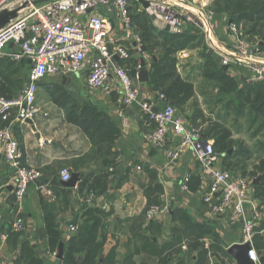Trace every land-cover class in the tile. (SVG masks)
Returning <instances> with one entry per match:
<instances>
[{
    "label": "crops",
    "instance_id": "1",
    "mask_svg": "<svg viewBox=\"0 0 264 264\" xmlns=\"http://www.w3.org/2000/svg\"><path fill=\"white\" fill-rule=\"evenodd\" d=\"M200 3H206L207 11L212 13L210 0H200ZM96 11L105 12L102 9ZM212 14L219 47L228 51L234 40L225 26V15ZM114 26L118 43L131 54L129 60H119L118 63L130 72L141 100L153 104L156 110L164 108L167 100H160L150 86L154 62L158 58L134 49L137 44L143 47L135 23H132V38L125 34L116 18ZM153 27L158 33L166 31L154 23ZM15 51V46H7V54L0 56L3 66L9 71L4 74L10 76V81H23L21 87H9L11 82L8 84L14 93V100L24 94L31 74V65L27 60L16 62L8 56ZM186 51L177 56L178 68H181L182 62L188 61L186 77H182L193 82V72L199 71L194 67L200 54L191 57L193 50ZM217 52L212 54L213 59L220 67H226ZM97 57V54H91L89 61ZM142 60L145 67L138 70ZM227 69L228 74L238 81H241L243 73L246 79L252 78L251 73L240 65H231L230 70ZM88 74L89 65H86L81 72L71 76L79 92L67 90L56 81V76L48 75L38 87L35 104L38 113L32 118L34 126L20 118L16 108L7 115L0 114V131L10 129L23 154V166L39 174L37 181L30 183L27 195L19 206L15 196V172L7 164L0 147V250L6 263H20L22 246L27 240L44 264H62L65 247L71 242L76 245L82 243L79 238H83L84 214L100 210L108 214L103 227L107 242L100 264L110 252L114 255L107 263L111 264H124L129 259L133 264H198L199 250L191 246L196 230L206 232L199 241L202 248L209 252V260L205 264H241L231 250L234 246H246L243 226L216 214V200L211 204L205 203L209 184L194 152L186 150L173 160L178 146V139L173 135H169L163 146L152 145L149 137L156 132V124L139 107L124 104L119 89L106 93L91 88L87 82ZM199 98L196 101L201 104ZM193 104L190 103L182 114L189 126L197 130L191 122ZM201 107L208 110L207 106L201 104ZM83 109L97 113L92 127H99V133L91 130L88 134L80 126L83 119L76 123L73 121L76 118H68L69 112L70 115H77ZM224 158L226 156L220 159L218 167L227 169ZM64 169L76 178L73 187L63 185L61 171ZM104 175H107L104 193L79 191L82 176L90 178L88 185L93 183L100 187L99 179ZM183 187L187 188V192H183ZM150 210L157 211V216L148 219ZM262 210L264 212V207ZM48 214L54 215L61 232L55 251L50 250L46 236L45 217ZM19 220H22L24 230L15 232L12 227ZM14 233H23L18 242L11 240L10 236ZM255 233L257 250V242L264 244V214ZM76 238L78 241H73ZM148 240L152 244L151 252L164 251L159 255L150 254L143 249ZM184 244L188 246L185 252L181 250ZM261 250V259L264 260V246ZM75 257L82 262L84 254L78 253Z\"/></svg>",
    "mask_w": 264,
    "mask_h": 264
},
{
    "label": "built area",
    "instance_id": "2",
    "mask_svg": "<svg viewBox=\"0 0 264 264\" xmlns=\"http://www.w3.org/2000/svg\"><path fill=\"white\" fill-rule=\"evenodd\" d=\"M13 1L0 0V10ZM144 1L148 2V14L162 16V22L174 30L173 33L183 34L189 26H195L201 31L207 46L212 50L217 48L225 66L240 65L251 69L254 75L249 82H264V62L256 60L258 49L256 51L244 39L232 21L227 24L234 40L231 49L226 51L218 47L216 25L206 3L201 4L199 0ZM102 8L106 9L104 13L96 11ZM114 18L121 22L125 34L132 38L133 26L127 0H54L32 7L24 17L0 34V56L7 54V46H15L16 51L8 56L16 62L27 60L31 65L30 83L24 94L13 101L0 98V114L7 115L16 108L20 118L25 121L32 119L38 113L35 104L39 84L48 75L73 76L89 65L87 82L91 88L106 93L119 89L124 104L139 107L156 124V132L149 137L152 145L163 146L169 135H173L178 139L173 160L186 150L194 152L209 184L205 203L211 204L216 200V214L226 217L229 222L242 224L244 243L249 246L247 258L254 264H261L255 247V229L263 220L264 212L255 194L254 183L219 168L222 156L215 151L213 142L206 140L199 130L191 128L175 106L166 103L164 108L156 110L153 104L141 100L130 72L118 63L119 60H129L131 54L118 43ZM134 49L143 53L141 44ZM91 54L98 57L89 61ZM137 69L142 70V65L139 64ZM157 95L160 100L166 101L164 95ZM0 147L7 164L15 172V196L21 206L30 183L37 181L39 174L23 166V154L10 129L0 131ZM71 178L69 170L61 171L62 182L67 183ZM182 190L187 192L186 187ZM155 216V210L147 213L148 219ZM12 229L15 232L24 230L22 220L17 221ZM182 247L185 251L188 249L186 244ZM0 264H7L1 250Z\"/></svg>",
    "mask_w": 264,
    "mask_h": 264
},
{
    "label": "trees",
    "instance_id": "3",
    "mask_svg": "<svg viewBox=\"0 0 264 264\" xmlns=\"http://www.w3.org/2000/svg\"><path fill=\"white\" fill-rule=\"evenodd\" d=\"M210 9L214 13L225 15L237 26L243 24L245 36L248 35L252 39L256 38L258 52L264 55V0H214ZM141 17L140 15L137 16L136 21L145 24L144 27H141L143 31L138 30L143 45L142 52L152 56L156 55L158 58L154 62L150 86L156 93L164 95L167 102L177 108L184 120L185 117L182 113L185 112L184 110L190 103H194L192 124L197 130L200 128L199 131L206 140L213 142L214 149L218 154L222 157L226 156L224 159L227 161L225 164L228 170L240 171L243 178L251 177L253 180L259 178L258 184H255V194L257 198L264 201V157L257 160V163L251 167L252 172L249 173L247 159L242 160L240 158L243 157L242 153L245 148L242 142L234 138V132L241 133L243 130L250 132L254 137L264 132V82L251 83L245 80L238 81L231 77L227 68L220 67L207 47H203L201 31L195 26H189L183 34L168 31L158 33L150 19H142ZM195 49H201L199 55L201 63L198 62L195 65V70L198 69L202 79L208 81L213 90L217 92V104H214V100L206 101L207 111L195 100L194 83L183 78L178 69V54ZM3 65V60H0V98L13 101L15 99L14 93L10 91L9 87H21L23 81H10V76L4 74L9 71ZM206 89L203 88V91L205 92ZM218 104L221 107H217ZM67 115L68 118H76L77 120L73 119L76 123L83 119L84 122L80 126L88 134H91V130L94 133H99V127H92V122L95 121L97 115L95 111L83 109L78 111L77 115H70V112ZM262 145L263 148L259 151H264V144ZM248 154L251 155V151H248ZM82 177L83 182L79 186L81 193L85 190L88 193L94 191L95 193L99 192V194L106 191L104 180L107 175L100 177V187L94 186L93 183L88 185L90 178ZM106 216L108 214L100 210H90L84 214L83 228L85 230H81L83 238H79L83 246L81 244L76 245L74 242L69 243L64 249L62 264H100L99 260L104 254V246L107 242V235L103 230ZM45 228L49 248L51 251H55L61 240V232L54 215H46ZM174 233L176 234V232ZM205 235L206 232L201 230L194 231L192 235L194 242L191 243V246L193 245V249L199 250L198 264H205L209 260L208 250H204L203 245L199 243L200 238ZM21 236L23 233H14L10 237L14 242H18ZM187 236L191 238V236ZM179 239H181L180 236ZM73 241H78V239ZM143 249L148 252L152 249L149 240L145 242ZM163 251L164 249L150 251V254L159 255ZM78 253L84 254L82 262L76 260L75 256ZM109 254L107 258L103 259L102 264L107 263L114 255L113 252ZM19 259V264H44V260L38 256L34 247L27 240L23 243L22 255ZM124 264L133 263L129 259Z\"/></svg>",
    "mask_w": 264,
    "mask_h": 264
},
{
    "label": "rangeland",
    "instance_id": "4",
    "mask_svg": "<svg viewBox=\"0 0 264 264\" xmlns=\"http://www.w3.org/2000/svg\"><path fill=\"white\" fill-rule=\"evenodd\" d=\"M213 2H212V0H210V5H212ZM147 3L148 2H146L144 0L143 1L142 0H127V4L129 6L130 18H131L132 23H135V30L136 31H138V30L143 31V29H141V27H144L145 26V24H141L140 22H137L136 21V17L137 16L140 15V16H142L141 17L142 19L143 18L144 19H148L149 18L150 20L153 21V19H152V16L153 15H149L148 12L146 11V8H147V5H148ZM102 10H106V9L105 8H102ZM212 13H214V12H212ZM224 20H225L224 22L226 24L225 26L227 27V24H228V22L230 20L226 16H224ZM161 21H162V19H161ZM237 27L239 28V32L242 33V35L244 36V39H246L248 41V43L257 51L258 48H257L256 38L255 39L254 38L252 39L248 35L245 36V32H244L245 31V27L243 26V24H240V26H237ZM215 33H216V31H215ZM135 34H137V33H135ZM216 36H217V33H216ZM217 41H218V47H219L220 42H219L218 36H217ZM203 44H204L203 47L206 46L207 47V50L210 53L213 54V53H216L217 52V48H214L215 50H212V49H210L207 46V43H206L205 38L203 39ZM200 52H201V49H197V50L195 49V50H193L191 57H193L194 55L197 56L198 54H200ZM180 53H182V52H180ZM184 53H187V51H185ZM219 55H220V57L222 59L221 54H219ZM184 58H189V57H184ZM256 60H258L260 62H264V55L259 52V57ZM197 62H200L201 63L200 56L197 57ZM222 63H223V61H222ZM188 64H189L188 61H186V62L184 61V62L181 63V68L180 69L178 68L180 70L179 71V74L181 76L186 77V75H184V74L187 71L186 69L188 68ZM230 66H228V67L226 66L225 68H229V70H230ZM247 70L249 71V73H251V75L253 77L254 71L251 70V69L250 70L247 69ZM193 74H192V77L195 79L193 81V83H194L195 89H196L195 98L198 99L199 96L201 97V98H199V100H201L202 106H206V101H209V100H214V104H217L216 103V100H217V92L213 90V87L210 86V84H209L208 81L203 80L201 78V75H200V72L199 71L198 72H195V73L193 72ZM245 76L246 75L243 73L242 74V77H241L242 79H240V80L249 81L248 79L245 78ZM203 88H205V89L207 88L205 92L203 91ZM197 102L201 106V104H200V102L198 100H197ZM217 107H221V106L218 104ZM213 117L215 118V115ZM234 138H235V140L242 142V144H243V146L245 148V150L242 153L243 157H240V158L242 160L243 159H247L246 160V163L248 164V167H249L248 172L251 173L252 172V168L251 167L254 166L257 163V160L259 158H263L264 157V151L263 150L259 151L260 149L263 148V145L262 144H264V132H262L259 135H257V137H254V135H252L250 132H248L246 130H243L241 133L234 132ZM235 151H236V149H235ZM248 151H251V155L248 154ZM221 169L223 171H226L229 174H233V175H236V176H241L240 175L241 172L238 171V170L232 171V170L224 169L222 167H221ZM246 179L249 182H252V183L259 182V178H256V179L253 180V179H251V177L250 178L247 177ZM258 199H259V202L261 204V207H264V201L262 199H260V198H258ZM260 242H257L256 245L258 246L257 247V253H258L259 257L261 258V256L263 255V250H261V247L264 246V244L263 243H260ZM181 248H182V251L185 252V250H183V247H181Z\"/></svg>",
    "mask_w": 264,
    "mask_h": 264
},
{
    "label": "water",
    "instance_id": "5",
    "mask_svg": "<svg viewBox=\"0 0 264 264\" xmlns=\"http://www.w3.org/2000/svg\"><path fill=\"white\" fill-rule=\"evenodd\" d=\"M53 1L54 0H15L11 2L0 10V34H2L8 28L14 25L18 20L24 17L32 7L48 4ZM152 19L154 25L161 28L162 30L164 29L166 31L174 32V30L166 26L161 21L162 16L153 15ZM144 67L145 61L142 60V68ZM141 76L143 79L146 78L144 73H142ZM56 81H58V83H60L61 85L65 86L67 90H70L72 92H79V88L74 84L73 78L71 76L59 75L56 76ZM26 123L34 126V121L32 119H27ZM75 182L76 178H72L69 182L63 183V185L67 187H73L75 185ZM254 184H258V182H255ZM248 250L249 246L247 245L245 247L234 246L231 250V253L238 258L241 264H254L247 258ZM61 257L62 256L60 255V258ZM261 264H264V260L262 259Z\"/></svg>",
    "mask_w": 264,
    "mask_h": 264
}]
</instances>
